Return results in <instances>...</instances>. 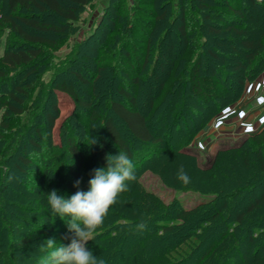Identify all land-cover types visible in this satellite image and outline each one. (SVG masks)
I'll return each mask as SVG.
<instances>
[{
	"label": "rangeland",
	"instance_id": "rangeland-1",
	"mask_svg": "<svg viewBox=\"0 0 264 264\" xmlns=\"http://www.w3.org/2000/svg\"><path fill=\"white\" fill-rule=\"evenodd\" d=\"M61 1L67 4L66 0ZM155 1L89 0L78 8V19L68 21L49 11H23L45 24L66 27L65 36L51 31L37 32L15 20L25 32L43 40L41 58L30 66L7 70L5 77L0 78V250H11L16 264H43L50 251L45 242L48 239L57 244L70 243L65 237L72 235L67 227L71 218L53 215L47 199L53 189L66 199L72 195L67 186L73 179L68 173L76 164L69 149L70 142L78 146L84 157V177L79 189L88 191L93 170L102 168L98 161L102 141L107 143L108 155L120 152L104 127V122L113 117L109 108L111 102L119 99L127 102L119 96L121 89L127 90L135 98L137 109L147 115L161 94V83L185 48H200L204 53L211 48L218 51L221 57L208 62L209 55H204L203 70L227 79L230 90L224 99L208 105L193 102L187 90L188 68L182 61L179 82L149 122L155 135L152 143L135 140L125 125L114 118L117 129L132 150L130 159L136 178L126 182L129 190L119 194L87 248L106 264H120L122 242L127 236L130 240L148 238L153 220L181 226L187 221L186 217H177L181 208L208 201L217 191L223 196L248 178L256 184L261 178L257 155L247 150H231L239 148L264 126V112L255 114L257 109L249 112L256 104L257 92L264 87L258 82L264 70L240 92L239 71L232 57L234 46L238 44L233 31L224 29L220 34H209L208 42L202 44L198 36L205 33L207 27H200L190 17V9L185 36L179 31V19L173 24L158 20L162 11L157 9ZM171 10L173 7L168 6L169 17ZM4 13H8L6 0H0V18ZM212 21L222 22L218 18ZM229 25L233 26L231 21L224 26ZM35 42L39 43L38 40L27 41L6 23L0 24V56L7 47L27 48ZM1 104L16 107L21 112L9 111ZM240 111L248 113L246 120L231 126L228 118ZM256 119H260L256 127L246 129V121L252 124ZM94 137L98 142L91 145ZM51 155L59 160L55 171L50 170ZM213 165L210 171L196 169ZM181 166L190 178L187 184L177 179ZM144 191L155 197L145 195ZM162 202L169 208L158 214L151 210V203ZM140 213H145L143 217L148 219L139 220ZM142 222L146 227L140 229L138 225ZM159 223L155 225L159 227ZM125 226L132 230L127 232ZM185 231L186 228L182 234L178 233L182 236ZM225 238L221 234L210 237L207 232L204 236L198 229L183 248L188 253L200 242L194 253L199 256L212 241L217 246ZM114 242L117 250L112 252ZM252 252L251 246L249 259ZM237 261L240 263L242 259L237 257Z\"/></svg>",
	"mask_w": 264,
	"mask_h": 264
},
{
	"label": "trees",
	"instance_id": "trees-1",
	"mask_svg": "<svg viewBox=\"0 0 264 264\" xmlns=\"http://www.w3.org/2000/svg\"><path fill=\"white\" fill-rule=\"evenodd\" d=\"M66 1L67 4L61 0H6L8 13L1 14L0 24L6 23L7 27L15 28L18 34L27 41L38 40L39 43L35 42L33 46L27 48H22L21 46L16 48L13 46L7 47L3 55L0 56V78L5 77L7 70L16 69L20 66H30L43 55L41 45L43 40L25 32L16 25V21L33 28L37 32L51 31L58 36L66 35L64 31L66 27L58 26V24H45L39 19H34L24 14L23 11L36 10L38 13L49 11L63 21L76 20L78 19V8L89 2V0ZM167 1H155L157 9L162 11L158 15V20L173 24L179 19V31L186 36L188 34L189 19L187 12L190 9L192 11L190 17H193L200 27H207V31L205 33L201 32L198 36V41L202 44L208 42L209 34H220L224 29L225 32L233 31V36L236 37L238 44L234 46L235 53L232 54V57L235 60L234 65L239 71L237 81L240 92L244 90L247 82L255 79L264 70V0ZM168 6H170V9L172 7L174 9L171 10L172 15L170 17L167 15ZM215 6H220L222 9L218 10ZM212 18L221 19V24L215 23ZM229 21L232 22L233 26L225 27V23ZM227 29L229 31H226ZM206 54L210 57H206V62L213 58L221 57V54L213 48L207 49L206 53L200 48H185L181 57L175 61L166 80L161 83V94L154 100L147 115L137 109L135 98L130 96L127 90H120L119 96L127 99V102L120 99L111 102L109 108L113 117H109L104 122V127L111 141L118 147L120 152L126 153L129 158L133 156L128 142L117 129L114 118H117L125 125L127 131L135 140L143 144L152 143L155 140V135L149 122L167 97L173 93L176 83L179 82L182 75L179 67L182 61L185 62L188 68L187 90L189 98L193 102L208 105L227 96L230 90L226 82L227 79L217 73H210L206 69L203 70L204 55ZM69 92L73 91L69 90ZM1 106L15 113L21 112L16 107L8 108L7 104H1ZM69 149L75 157L76 168L69 169L68 174L73 181H82L84 177V157L74 142H70ZM243 150L254 153L258 157L257 160L260 166L259 178H261L256 180L257 184L252 181V178H248L230 192L223 194V196L221 192L217 191L214 192V197L208 201L198 203L191 208H181L177 217L187 218V221L183 222L181 226L167 223L161 224L158 222L160 219L151 220L150 236L148 238L142 237L137 240L132 238L130 240L129 236H127L122 242L120 264H264V126L258 131L256 130L249 138L243 141L239 148L232 149L231 152H242ZM108 153L107 143L103 140L98 156V161L102 168L107 167L105 157ZM49 158L50 160L52 159L49 162H53V166L48 168L55 171L57 165H59V160H57L56 155H51ZM214 166L207 169L198 166L196 169L204 172L214 169ZM73 181H69L67 186L72 195L80 190L74 186ZM144 194L155 197L153 193L144 191ZM149 206L153 212L156 210V214H158V211L169 208L165 202L157 205L151 203ZM143 215L145 216V213ZM143 215L142 213L137 215L138 218L140 217L139 220L147 218V216L144 218ZM127 218L129 220L132 219L130 216ZM132 223L135 224L134 221ZM155 223H159V227ZM185 228L188 232L185 231L184 235L180 236ZM198 229L204 232V236L207 232L210 237H217L221 234L226 238L218 242L217 246L212 241L208 248L204 249L199 256L194 253L200 247V242L194 246L195 248L189 249L190 251L187 253L183 245L188 243L192 235H196ZM124 230L128 232L132 229H128L125 226ZM214 231L216 232L214 233ZM115 242L117 243V240ZM115 242L112 252L117 250ZM251 246L253 247V252L251 259H249L248 253ZM218 247L220 249L216 250ZM180 251H182L181 254L179 253ZM232 251L234 252L231 253ZM237 257H240L243 263H238ZM0 264H16L11 255V250H0Z\"/></svg>",
	"mask_w": 264,
	"mask_h": 264
},
{
	"label": "clouds",
	"instance_id": "clouds-1",
	"mask_svg": "<svg viewBox=\"0 0 264 264\" xmlns=\"http://www.w3.org/2000/svg\"><path fill=\"white\" fill-rule=\"evenodd\" d=\"M97 138L91 140V145L97 144ZM106 168L93 170V176L89 180V190H78L70 198L58 195L53 189L47 194L48 204L53 215H59L62 219L66 216L68 231L72 233L70 243L57 244L53 239H48L46 247L50 251L43 264H106L103 258H99L87 248L88 241L93 238V233L103 224L109 208L117 201L122 192L128 191L127 181L135 180L134 165L124 152L118 155H106ZM177 179L184 184L190 182V178L180 167ZM81 181L75 182L79 189ZM140 229L146 227L145 223L138 225Z\"/></svg>",
	"mask_w": 264,
	"mask_h": 264
},
{
	"label": "crops",
	"instance_id": "crops-1",
	"mask_svg": "<svg viewBox=\"0 0 264 264\" xmlns=\"http://www.w3.org/2000/svg\"><path fill=\"white\" fill-rule=\"evenodd\" d=\"M258 82L262 83V85H264V74H263L262 77L259 78ZM257 93H259V94L256 95V97H255V100H256L255 103L256 104H255V106L252 109L250 108L251 110H249V112H252L253 110L257 109L258 110L257 112L254 111L255 114L256 113L259 114L261 112H264V94H263L264 93V87L261 88V92L258 91ZM250 95L251 94H249L248 98H250ZM247 114L248 113H246L245 111H240L239 113H237V114H235L233 116H230V118H228V120H230L229 122H230V124H232L231 126H236L240 121L244 120V118L246 120V115ZM259 120L256 119L255 122L252 123V124H251V121H246L248 123V127H246V129H250L252 127L255 128L256 127L255 125H257ZM261 121H262V119H261Z\"/></svg>",
	"mask_w": 264,
	"mask_h": 264
}]
</instances>
